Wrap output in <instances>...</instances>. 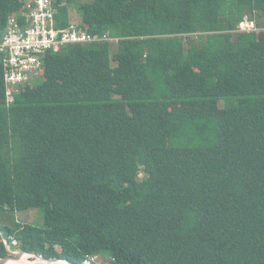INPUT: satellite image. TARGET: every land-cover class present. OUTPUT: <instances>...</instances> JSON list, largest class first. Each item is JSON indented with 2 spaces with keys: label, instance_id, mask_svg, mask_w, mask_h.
<instances>
[{
  "label": "trees",
  "instance_id": "obj_1",
  "mask_svg": "<svg viewBox=\"0 0 264 264\" xmlns=\"http://www.w3.org/2000/svg\"><path fill=\"white\" fill-rule=\"evenodd\" d=\"M81 1L59 27L116 42L48 52L11 103L0 54V259L264 264V0Z\"/></svg>",
  "mask_w": 264,
  "mask_h": 264
},
{
  "label": "built area",
  "instance_id": "obj_2",
  "mask_svg": "<svg viewBox=\"0 0 264 264\" xmlns=\"http://www.w3.org/2000/svg\"><path fill=\"white\" fill-rule=\"evenodd\" d=\"M24 7L18 15L10 17L8 27L0 42L4 63L7 102L20 93L21 86L30 85V75L41 69L46 54L59 52L74 45L110 40L108 36L90 35L80 25L60 28L56 19L59 0H22ZM248 18L240 24V31H257ZM42 63V64H41Z\"/></svg>",
  "mask_w": 264,
  "mask_h": 264
},
{
  "label": "rangeland",
  "instance_id": "obj_3",
  "mask_svg": "<svg viewBox=\"0 0 264 264\" xmlns=\"http://www.w3.org/2000/svg\"><path fill=\"white\" fill-rule=\"evenodd\" d=\"M92 1H94V0H82L81 2L82 3H90ZM69 22H70V25L74 24L75 26L78 25V24L80 25L82 23L81 22V16H80V14L78 13V11L75 8L72 9L71 12H70V20H69ZM238 31H240V27H239ZM112 42H116V40L112 41ZM45 58L42 61L43 65L45 63ZM44 72H45V70H44V68L42 66L41 69L35 70L33 73H31L30 80H34L36 77L43 76ZM9 214L10 213L3 211L1 209V207H0V224H2V225H7V224L10 225L11 224V216H9ZM15 218L18 221L22 222V223H38V222L42 223L41 216L38 213V211H36V210L18 212V213H16ZM1 242H2V244H3L2 246L4 248L10 250V253H15L16 254L17 257L14 258L13 260L17 261L19 264H35L36 261L39 260L38 257H34V256L28 255V254L23 255V254L20 253V254L17 255V253H19L20 250L16 249L17 246L14 247L16 244H13L14 246L10 247V246L7 245V243H6V241L4 239H1ZM48 262L49 261L44 262V263L47 264Z\"/></svg>",
  "mask_w": 264,
  "mask_h": 264
},
{
  "label": "water",
  "instance_id": "obj_4",
  "mask_svg": "<svg viewBox=\"0 0 264 264\" xmlns=\"http://www.w3.org/2000/svg\"><path fill=\"white\" fill-rule=\"evenodd\" d=\"M9 252H10V251H9ZM20 252H22V253H29V254H31V255H34V256H36V257H41L42 259L49 260V261H66L68 264H76V263H73V262H71V261H69V260H61V259H59V258L47 259V258H45L43 255H40V254H38L37 252H34V251H32V252L20 251ZM16 257H17V256H16L15 253H10L7 257H4V258H1V259H0V264H7L9 260L14 259V258H16ZM84 264H93V263H91V262H86V263H84Z\"/></svg>",
  "mask_w": 264,
  "mask_h": 264
},
{
  "label": "bare ground",
  "instance_id": "obj_5",
  "mask_svg": "<svg viewBox=\"0 0 264 264\" xmlns=\"http://www.w3.org/2000/svg\"><path fill=\"white\" fill-rule=\"evenodd\" d=\"M20 253L23 255H25V254L31 255L29 253H22V252L17 253V255ZM32 256H34V255H32ZM34 257H36V256H34ZM38 258H39V260H37L35 264H39L42 262L49 261V260L42 259L41 257H38ZM7 264H19V263L15 260H12V261H9ZM47 264H68V263L66 261H49Z\"/></svg>",
  "mask_w": 264,
  "mask_h": 264
},
{
  "label": "clouds",
  "instance_id": "obj_6",
  "mask_svg": "<svg viewBox=\"0 0 264 264\" xmlns=\"http://www.w3.org/2000/svg\"><path fill=\"white\" fill-rule=\"evenodd\" d=\"M18 14H19V13H18ZM18 14H14V15H18ZM12 16H13V15H12ZM12 16H11V17H12ZM8 22H9V21H8ZM4 35H5V34H4ZM110 41H111V42H112V41H115V39H111V38H110ZM6 243H7L8 246H10V244H9L7 241H6ZM13 244H16V245H17V242L14 241ZM16 245H15V246H16ZM10 247H11V246H10ZM7 251H8V253L10 254V252H9L10 250L7 249ZM20 251H21V250H20ZM87 262H91V263H93V264H100L99 262H97V257H93V258H91V259H90L89 261H87ZM85 263H86V262H85ZM104 264H106V263H104Z\"/></svg>",
  "mask_w": 264,
  "mask_h": 264
}]
</instances>
